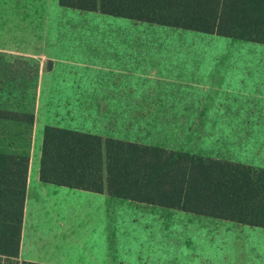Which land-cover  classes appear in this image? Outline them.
Wrapping results in <instances>:
<instances>
[{"label": "crops", "instance_id": "1", "mask_svg": "<svg viewBox=\"0 0 264 264\" xmlns=\"http://www.w3.org/2000/svg\"><path fill=\"white\" fill-rule=\"evenodd\" d=\"M0 17L7 32V37L0 41L1 52L75 66L73 70L66 68L72 73L67 84L71 78L76 90L72 93L75 100L65 102L70 95L65 96L62 103L50 98V104L97 106V113L88 117L65 115L61 118L47 114L43 131L45 126H56L98 135L103 142L112 138L151 145L127 140L116 132L121 114L116 116L115 108L128 103L122 97L125 90L142 87L133 85L135 82L151 84L154 56L182 57L187 51L196 50V57L210 58L213 64L216 56L223 55V59L227 56L224 62L230 68L220 72L234 76L240 73L243 157L241 161L223 156L215 158L264 169L263 43L76 10L61 6L59 0H0ZM157 29L159 34L154 33ZM22 33L27 37H21ZM62 50L73 51V56L78 52L84 59L56 53ZM127 58L130 64L136 65L139 61L145 68L121 66V59ZM172 64L179 65V61ZM124 81L128 82L127 86H123ZM37 89L33 124L38 122L39 105L42 104L40 80ZM66 89V95L70 94L67 86ZM138 92L147 93L145 87ZM149 94L136 97L128 94L129 103L151 105ZM109 109L113 113H107ZM145 115L144 110L131 117L145 118ZM91 121L96 122L92 129ZM43 131L37 151L33 147L28 154L19 261L40 264H264L262 227L113 196L106 191L104 181L100 193L42 182L39 170ZM103 176L105 180L104 171ZM234 229H239L240 234H231ZM238 238L240 257L227 259L216 255L217 251L232 248L231 242Z\"/></svg>", "mask_w": 264, "mask_h": 264}, {"label": "trees", "instance_id": "2", "mask_svg": "<svg viewBox=\"0 0 264 264\" xmlns=\"http://www.w3.org/2000/svg\"><path fill=\"white\" fill-rule=\"evenodd\" d=\"M59 4L264 44V0ZM39 68L33 58L0 51V121L33 124ZM28 165L27 154L0 151V264H40L18 260ZM39 175L44 183L97 193L104 181L113 196L264 228V169L222 158L45 126Z\"/></svg>", "mask_w": 264, "mask_h": 264}, {"label": "rangeland", "instance_id": "3", "mask_svg": "<svg viewBox=\"0 0 264 264\" xmlns=\"http://www.w3.org/2000/svg\"><path fill=\"white\" fill-rule=\"evenodd\" d=\"M0 21L1 41L7 37V32L2 26V18ZM154 33L159 34L160 30L157 29ZM19 35L24 38L27 37L26 33ZM232 43L235 44V41ZM56 53L84 59L78 52H75V56H73V51L70 50L57 51ZM196 54H198L196 50H191L182 57L154 56L152 63L154 75L151 84L150 82L147 86L143 85L142 82L133 84L145 87L147 93L138 92L142 87L133 90L128 88L125 90L126 93H122L123 100H127L128 103H123L115 108L116 116L121 114L120 120L116 122V132L127 140L147 142L151 145L169 147L172 150L206 157L223 156L227 159L241 161L243 157L241 152L243 112L241 109L240 73H235L234 76L228 72H220L230 68L224 62L228 58L227 56L225 59H223V55L216 56L213 64L210 58L202 60L199 56L196 57ZM26 57L36 60L40 67L37 85L40 80L42 104L39 105L38 122L27 125L1 121L0 151L28 155L31 148L34 147V150L37 151L40 145L44 126L42 124H44L47 114H56L61 118L65 115L66 117H70L69 115L88 117L97 113V106L50 104V98L54 102L60 100L62 103L66 100L65 96L70 95L65 102L70 103L73 99L75 100L73 94L76 90L71 83V78L67 84V79L72 77V73L66 69L73 70L75 66L56 61L51 63L46 58ZM121 60V66H126V68H145L139 61L135 65V63L130 64L128 58ZM175 61H179V65L172 64ZM181 62L183 64H180ZM124 82L122 83L123 86H127L128 82L126 84ZM66 86L70 93H67L68 95H66ZM227 88L231 93L227 91ZM38 93L39 90L37 89V95ZM148 93H150L149 98L153 102L151 105L143 106L129 103L128 94H133L132 97H136ZM143 99L145 98L142 97ZM144 110L146 111L145 118L132 119L131 116ZM108 112L113 113V110L109 109ZM46 124L49 123L46 122ZM95 124L96 122L91 121L90 128L92 129ZM230 233L233 235L240 234V230L234 229ZM231 246L233 247L228 250L217 251L216 255L227 259L240 257V239L231 242Z\"/></svg>", "mask_w": 264, "mask_h": 264}]
</instances>
